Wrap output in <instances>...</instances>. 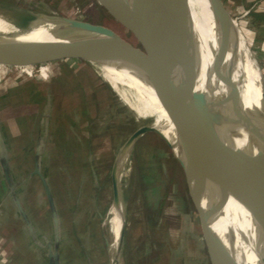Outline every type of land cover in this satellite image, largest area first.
<instances>
[{
  "label": "crops",
  "instance_id": "obj_1",
  "mask_svg": "<svg viewBox=\"0 0 264 264\" xmlns=\"http://www.w3.org/2000/svg\"><path fill=\"white\" fill-rule=\"evenodd\" d=\"M0 1L35 14L58 8L62 0ZM225 1L234 10L264 13V0ZM7 28L25 32L0 33V40L43 41L14 26L0 27V32ZM54 79L53 86L44 87L31 79L19 80L0 92L4 106L0 109V250L13 260L28 241L43 240L45 264H103L106 240L101 213L92 200L99 163L89 147L88 128L96 105L81 93L82 83L70 82L62 74ZM5 113L8 118H2ZM54 115L61 117L60 122L52 123ZM35 120L42 132L32 127ZM12 153L29 159L16 160ZM138 156L143 163L133 180L135 206L125 237V264H208L204 239L193 234L185 217V201L175 198L170 205L165 203V165L156 161L157 155ZM171 213L180 217L177 228L167 222ZM248 215V237L262 261L264 235L249 211ZM40 218L44 224L38 223ZM40 228H47L48 236L40 237Z\"/></svg>",
  "mask_w": 264,
  "mask_h": 264
},
{
  "label": "bare ground",
  "instance_id": "obj_2",
  "mask_svg": "<svg viewBox=\"0 0 264 264\" xmlns=\"http://www.w3.org/2000/svg\"><path fill=\"white\" fill-rule=\"evenodd\" d=\"M150 1L183 23L196 38L199 71L195 85L185 62L174 61L176 81L181 90L190 97L195 90H199L216 98L220 119L218 130L225 137L228 148L247 159L258 162L260 140L257 132L247 124L246 119L250 125L259 122V114L250 111L249 108L259 105L260 92L264 88H261L258 79L263 77L258 72L236 21L221 7L218 0ZM4 26H14L34 32L43 41H46L45 38L61 41L60 37L63 36L65 47L79 51L81 59L116 94L127 113L135 112L143 118L149 106L157 105L158 112L168 118L162 96L154 80L153 89L141 83L128 70L129 67L127 69L120 59L87 32V28L70 34L74 26L68 21L37 23L34 21V14L26 10L13 6H0V27ZM214 60L219 69L237 85L242 104L222 98L226 86L211 72ZM181 119L186 126L192 127V120L186 113H181ZM131 134L122 138L117 161L113 162L111 170L113 179L109 187L111 204L105 217L108 233L112 237L109 243L110 264H120L124 234L122 226L124 196L129 186L126 181L132 170L131 145L129 144ZM181 154L182 163L190 168L191 161L185 156L179 144V155ZM194 165V185L201 203L204 208L213 212L209 217L199 212L201 224L204 226L203 237L205 236L207 241L210 264H262L248 237L249 210L233 196L223 195V192L208 178L198 158H195ZM231 178L241 193L264 211V185L236 171L231 172ZM262 233L264 235L263 231Z\"/></svg>",
  "mask_w": 264,
  "mask_h": 264
},
{
  "label": "rangeland",
  "instance_id": "obj_3",
  "mask_svg": "<svg viewBox=\"0 0 264 264\" xmlns=\"http://www.w3.org/2000/svg\"><path fill=\"white\" fill-rule=\"evenodd\" d=\"M218 2L221 7H223L224 10L226 9L228 12L226 10L225 11L236 21L239 31L247 45L248 51L256 63L258 72L264 79V13L254 9L249 11L234 10L226 3L225 0H218ZM0 6L9 7L10 5L0 1ZM50 8L51 9H48L49 11L47 13H35L34 21L37 23H43L41 17L45 14H51L58 17L74 18L88 21L97 25H103L119 34L123 39L129 41L133 46L146 52L145 47L142 45V42L136 37V35L130 29L116 21L112 13L98 0H62L59 3L58 8ZM86 30L96 37L111 54L120 59L121 63L127 69L129 67L128 70L141 83L147 85L149 88H154L153 78L141 63L131 57L126 51L119 47L104 33L90 28H87ZM10 32L25 31L7 28L5 31L0 33ZM45 40L52 41L47 38H45ZM71 58L74 57H69V59L61 57L48 58L46 60L45 58L39 57L20 58L18 60L0 59V92L6 90L8 87H10V85L12 86L17 84L19 80L27 81L28 79H31L35 81L36 84H41L43 87L45 85L53 86L56 81L54 78H58V75L62 74L63 77L69 78L70 82L82 83L84 86H79L81 93L84 94L86 100H90L96 105V115L92 118V121L89 122L90 126L88 128L89 133L91 134V144L89 147L91 152L96 155V158L98 159L97 163H99L95 168L97 179L94 187L92 188V200L97 208V211L101 213V224L106 240L103 249L104 251H102L103 264H110L109 243L111 242L112 237L110 233H108V225L105 223V217L107 216L111 204V191L109 187H111L112 183V164L114 161H117V156L119 153L118 148L121 144L122 138L133 133L139 127L149 126L156 128L165 136L170 145L161 134L152 130H148L145 133L137 136L132 143L130 156L132 170L128 176V181H126L129 186L126 190L127 193H125L126 196H124V219L122 221L124 234L119 263L125 264L126 261L125 237L126 232L129 231L131 226L130 220L135 206L133 204V180L135 178V173L143 163V159L138 156L140 153H149L153 156L157 155L159 159L154 160L162 163V165H165V192L167 195L165 203L168 206L170 205V201L172 202V200L175 198L185 201V217L188 221V225L192 227L193 234H197L200 239H202L201 236L203 237L204 226L201 224L198 210L188 193L189 191L185 171L181 163L182 154L181 156L179 155V141L175 136L169 119L158 112L157 105L149 106L146 109L143 118L138 116L135 112L127 113L125 107L121 104L116 94L110 88H108L106 83L99 76H97L96 73H94L92 68H90L89 65L85 63V61H83L80 57L75 60ZM64 67H66L67 70H64ZM258 82L261 88H264V83L262 82V84L260 79H258ZM144 102L145 101L143 100V103ZM2 103L3 101H0V109L4 107ZM8 117V113L2 115V118ZM40 117L42 116L39 115V119ZM59 118L61 117L54 115L52 118V123L60 122ZM63 118H65V115ZM40 124L41 123L37 122L36 120L33 123L34 126L32 127H36L35 132H38V130H41L42 132L43 128L40 126ZM53 129L55 130V127ZM12 155L14 154L12 153ZM24 156L19 154L18 156L14 155V159H29L28 155ZM35 204L36 203H34V205ZM36 209H38L39 213L41 212L39 211L40 208ZM44 221L45 219L40 218L38 223L42 224ZM167 222L169 226L177 228L180 224V217L177 214L171 213L167 217ZM47 233V228H40L38 235L44 238L45 236H48ZM42 241L43 240H39L38 243L36 241H34L36 243L28 241L27 246L23 248L22 251H20V255L18 254V256H15V258L18 260H12L9 257V254H6L0 250V260L4 264H45V244ZM205 250L208 260L206 242ZM207 263L210 264L209 260Z\"/></svg>",
  "mask_w": 264,
  "mask_h": 264
},
{
  "label": "water",
  "instance_id": "obj_4",
  "mask_svg": "<svg viewBox=\"0 0 264 264\" xmlns=\"http://www.w3.org/2000/svg\"><path fill=\"white\" fill-rule=\"evenodd\" d=\"M98 1L112 13L116 21L136 35L146 52L133 46L129 41L103 25L51 14L43 15L41 20L43 23L68 21L74 26L70 34L82 28L100 31L141 63L153 78L162 96L175 136L185 156L191 161L190 168L185 167L180 162L185 171L189 195L198 210V214L200 212L209 217L213 212L203 207L195 188V158L199 159L208 178L223 192V195H231L244 205L264 232V211L243 195L231 178V172L236 171L264 185V90L260 92L259 105L249 108L250 111L259 114V122L250 125L246 119L247 124L257 132L260 140V160L256 162L228 148L225 137L218 130L220 119L216 107V98L199 90H195L193 96L190 97L181 90L176 81L175 60L185 62L190 70L193 85L198 81L199 68L194 34L173 15L150 0ZM60 38L61 41L0 40V59L18 60L24 57H43L45 60L60 57L82 58L79 51L65 47L63 36ZM211 72L214 73L218 81L226 86L222 98L242 104L237 85L219 69L216 60L211 65ZM181 113H186L191 118L192 127L189 128L185 125L181 119ZM148 130L159 133L165 138L154 127H139L130 135L129 144L132 146L135 138ZM204 239L207 246L205 236ZM0 264L4 263L0 260ZM262 264H264V258H262Z\"/></svg>",
  "mask_w": 264,
  "mask_h": 264
}]
</instances>
